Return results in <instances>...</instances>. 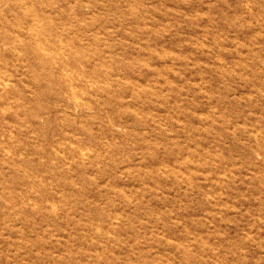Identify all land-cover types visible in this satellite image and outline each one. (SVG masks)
Masks as SVG:
<instances>
[{
    "label": "rangeland",
    "instance_id": "374dc122",
    "mask_svg": "<svg viewBox=\"0 0 264 264\" xmlns=\"http://www.w3.org/2000/svg\"><path fill=\"white\" fill-rule=\"evenodd\" d=\"M0 264H264V0H0Z\"/></svg>",
    "mask_w": 264,
    "mask_h": 264
}]
</instances>
